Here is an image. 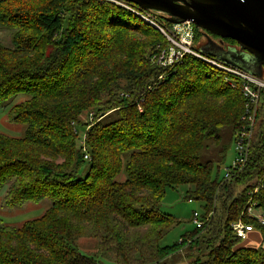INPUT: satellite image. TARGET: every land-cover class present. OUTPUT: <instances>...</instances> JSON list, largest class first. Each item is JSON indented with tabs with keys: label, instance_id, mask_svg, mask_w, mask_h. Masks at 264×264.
Segmentation results:
<instances>
[{
	"label": "trees",
	"instance_id": "16d2710c",
	"mask_svg": "<svg viewBox=\"0 0 264 264\" xmlns=\"http://www.w3.org/2000/svg\"><path fill=\"white\" fill-rule=\"evenodd\" d=\"M2 29L12 42H0V110L13 104L9 121L27 128L22 138L0 133L2 202L51 206L19 227L0 221V264H101L108 254L114 264H157L210 231L218 210L224 220L197 242L191 264H264V246L248 247L250 235L241 240L232 227L242 218L264 243V226L244 213L251 197L264 212V91L249 163L223 183L229 146L217 164H203L201 154L210 141L220 145L227 127L235 142L246 106L240 79L233 87L231 75L190 55L157 66L153 57L167 39L105 0H0ZM193 30L194 48L203 51L205 31ZM245 72L264 80V66ZM87 112L94 114L88 160L74 132ZM181 186L192 187L187 199L203 202L210 220L162 246L179 223L162 201ZM85 237L98 239V256L82 254L77 241Z\"/></svg>",
	"mask_w": 264,
	"mask_h": 264
},
{
	"label": "rangeland",
	"instance_id": "374dc122",
	"mask_svg": "<svg viewBox=\"0 0 264 264\" xmlns=\"http://www.w3.org/2000/svg\"><path fill=\"white\" fill-rule=\"evenodd\" d=\"M11 39H12L11 32L5 29L0 30V42L3 43V45L10 47L12 42ZM22 100H26V97L23 96L18 97L15 103H18ZM12 106L13 104H8L7 106H5L3 109L0 110V133L14 138H22L25 135L27 128L24 125H17L9 121V112H10V107ZM89 113L87 112L84 116H82L81 118L83 122L82 125L80 122V124L77 123L74 126V132L76 135H78L79 146H82L81 141L83 139H85L86 141V132L90 128V125L94 122V119L93 121H91L89 117L91 113L90 114ZM232 135H233V130L231 127H227L224 130L220 131V136H221L220 145L218 146L214 145V142L210 141L208 142L209 148H207V150H203L201 154V162L203 164H206L208 161H214L217 164L218 161L220 160L221 149H223L224 146H229L225 161L221 164L218 172V175L220 177L224 176L225 170L231 167L236 157L235 146L234 143L232 142ZM123 176L120 177L121 180ZM191 188L192 187L190 186H181L178 189L167 190V193L161 205L162 211L165 214L171 215L174 218H176L179 223L166 234L165 238L161 242L162 246H171L177 242H180L184 234L193 232L196 228L194 224V213L197 212L200 216L204 214L203 202L189 201L187 199L186 193ZM5 194H6V189H3L0 192V221L4 225L19 227L24 223H26L27 221L42 217L44 213L51 206L50 201L45 200L39 204H34L29 202L21 207L8 209L4 207L2 202V199L4 198ZM256 211H257L256 213L263 212L260 210H256ZM247 217L250 218L249 216ZM207 218H209V216ZM222 219L224 220L223 211L218 210V212L216 213L214 226L216 224H219V222L222 221ZM209 220L210 218L208 219V222ZM214 226L209 229L210 231L205 232L204 234L206 235L208 233L207 235L211 236L213 234ZM204 234H201L200 238H197V240L187 241V246L183 247L179 251H176L175 254L168 256L166 259H164L163 261L157 264H191L193 259L199 253V251H197L198 247H196L197 242H199V244L200 242H202V238L205 237ZM255 234H257V232H255ZM248 241L249 242L246 243L248 247L260 246L256 243L257 241L256 239L250 238ZM260 244L264 246V243L262 241ZM77 245L80 251L82 252V254L88 256H98L99 253L98 239L93 237L80 238L77 241ZM202 252H205V250H202ZM106 258L109 259V261L111 262L105 260ZM106 258L99 259L101 264H114L113 262L115 261V256L108 254Z\"/></svg>",
	"mask_w": 264,
	"mask_h": 264
},
{
	"label": "water",
	"instance_id": "95a60500",
	"mask_svg": "<svg viewBox=\"0 0 264 264\" xmlns=\"http://www.w3.org/2000/svg\"><path fill=\"white\" fill-rule=\"evenodd\" d=\"M121 1L157 13L174 25L191 23L205 33L236 42L237 48L229 51L215 44L216 50L205 46L202 52L241 71L260 73L264 66V0Z\"/></svg>",
	"mask_w": 264,
	"mask_h": 264
},
{
	"label": "built area",
	"instance_id": "2783aa9c",
	"mask_svg": "<svg viewBox=\"0 0 264 264\" xmlns=\"http://www.w3.org/2000/svg\"><path fill=\"white\" fill-rule=\"evenodd\" d=\"M111 2L137 16L146 24L158 30L169 42L168 48L162 49L158 55L153 57V61L157 66L162 68L173 67L182 62L186 55H190L209 67L229 74L233 78L232 86H236V81L241 80L242 93L246 99L245 114L241 129L236 135L234 142L236 157L230 168L225 170L223 183L233 181L237 174H240L249 163L250 151L254 143V135L257 126V114L260 108V96L264 91V80L261 77L251 75L247 72L241 71L213 56H208L194 48V30L193 24L184 23L181 25H174L171 28L164 27L158 20V14L141 10L133 4L121 0H105ZM162 83V77L159 78L157 84ZM91 121L94 119V114L89 115ZM83 153L85 159L88 160L89 156L86 150V141H82ZM257 191L250 193L256 194ZM256 202L251 197L245 205L244 213L250 218L256 220L259 224L264 226V212L256 213ZM208 219L203 218L197 212L194 213V224L197 228H202L208 223ZM236 236L241 240H247L250 233L254 231L253 225L246 224L244 220L239 219L238 222L232 225Z\"/></svg>",
	"mask_w": 264,
	"mask_h": 264
},
{
	"label": "flooded vegetation",
	"instance_id": "af4514ba",
	"mask_svg": "<svg viewBox=\"0 0 264 264\" xmlns=\"http://www.w3.org/2000/svg\"><path fill=\"white\" fill-rule=\"evenodd\" d=\"M204 42H205L207 48L212 49V50H216L215 49L216 45L217 46L218 45H222L228 51L231 50V49H233L234 47L237 48V46H231V47H229V45L227 44V42H225L224 40H219L217 38H214V36H212L210 33H205Z\"/></svg>",
	"mask_w": 264,
	"mask_h": 264
},
{
	"label": "crops",
	"instance_id": "0c3cea01",
	"mask_svg": "<svg viewBox=\"0 0 264 264\" xmlns=\"http://www.w3.org/2000/svg\"><path fill=\"white\" fill-rule=\"evenodd\" d=\"M2 200H3V199H2ZM250 238L256 239V240H257L256 243H257L258 245H260V243H261V241H260V237H259L257 234H255V232L250 234Z\"/></svg>",
	"mask_w": 264,
	"mask_h": 264
},
{
	"label": "bare ground",
	"instance_id": "6f19581e",
	"mask_svg": "<svg viewBox=\"0 0 264 264\" xmlns=\"http://www.w3.org/2000/svg\"><path fill=\"white\" fill-rule=\"evenodd\" d=\"M159 20V19H158ZM256 210H257V208H256Z\"/></svg>",
	"mask_w": 264,
	"mask_h": 264
}]
</instances>
